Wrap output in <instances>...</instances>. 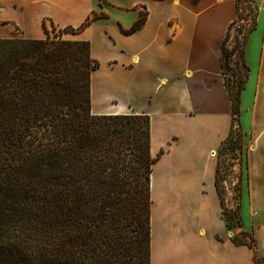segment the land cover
Wrapping results in <instances>:
<instances>
[{"label":"trees","instance_id":"trees-1","mask_svg":"<svg viewBox=\"0 0 264 264\" xmlns=\"http://www.w3.org/2000/svg\"><path fill=\"white\" fill-rule=\"evenodd\" d=\"M240 3L220 50L232 124L217 151L225 158L217 159L215 184L227 230H240L232 242L254 250L255 264H264L253 233L243 230L241 204L228 209L222 201L228 156L243 151L246 46L259 15L252 2V25L229 51ZM102 18L89 16L77 32ZM45 30L41 40L0 38V264H151V181L158 158L151 154L150 118L93 115L92 74L99 63L90 42L63 40L72 27L53 38ZM234 55L242 75L230 68ZM230 71L236 81L227 77ZM118 213L124 225L116 237Z\"/></svg>","mask_w":264,"mask_h":264},{"label":"crops","instance_id":"crops-1","mask_svg":"<svg viewBox=\"0 0 264 264\" xmlns=\"http://www.w3.org/2000/svg\"><path fill=\"white\" fill-rule=\"evenodd\" d=\"M239 1L0 0L3 39L22 30V39L41 40L48 22L73 28L104 15L84 32L99 63L92 74V113L150 118L151 154L158 158L151 181V264H255L254 250L232 242L215 184L217 151L232 124L220 50ZM254 1L259 15L246 46L249 78L241 96L248 147L241 213L243 230L253 231L264 259V0ZM111 18L115 24L101 37L88 36L96 22ZM141 18L142 27L127 34ZM96 76L103 80L98 89ZM245 203L252 229L244 227ZM159 235L172 242L186 238L191 248L179 262L162 263Z\"/></svg>","mask_w":264,"mask_h":264},{"label":"rangeland","instance_id":"rangeland-1","mask_svg":"<svg viewBox=\"0 0 264 264\" xmlns=\"http://www.w3.org/2000/svg\"><path fill=\"white\" fill-rule=\"evenodd\" d=\"M114 1H116V0H114ZM240 2H241L240 3L241 19L237 25V28L232 32L231 37L228 41L227 48L229 51L233 50L236 46L239 45L238 43H241L243 41V39H244L243 34H245L247 32V29L252 25V20H253L252 15H253V11H254V3H252V2H255V1L254 0H241ZM73 21H77V19H73ZM112 24H115V18H111L109 21H98L94 24V27L90 31L87 30L88 36H90V37L92 36L95 38L101 37V34L103 33V31H105L106 26L112 25ZM54 28H55V30H54ZM64 28L65 27H60V26L56 25L55 23H50V22L47 23V31L52 38L55 35H58L59 31L63 30ZM77 28H79V27H73L74 30H68L67 33H64L62 35V39L63 40H70V41L87 40L85 38V35H84L85 30L83 32H77ZM23 36H25L24 31L16 30V31H14V36L12 38H17V39L25 38ZM46 37H47V34H46V30H45V32H42L40 39H46ZM237 60H238L237 55H234L230 59V68L234 72L239 73V75H242L243 72H241L242 69L240 68L241 66L237 64ZM227 77L230 80L236 81L232 71L228 72ZM94 84H95V88L97 87V89L99 87H101L103 84L102 78L100 76L99 77L96 76L95 80H94ZM249 115H250V113L247 110V113H246V120L247 121L249 120ZM246 137H247V134L245 133V137L243 138V151L242 152L237 151L236 158H233L232 160H230L229 156H228V161L226 162L228 164L229 169H228V173L225 176V179L222 183L224 186V190H225L224 193L222 194V201H223V204L225 205V208H228V209H235L237 207L238 203L241 204L242 181H243V177H244L243 170H244V166L246 163V154L248 151V147L246 145ZM224 158H225V156H223V155H221V153L217 152V159L219 161H222ZM223 169H224V167H222V170ZM239 194H241L240 199H239ZM152 206H153V204H152ZM152 206H151V208H152ZM119 213L117 215V218L120 221L117 222V225L115 227L116 237L118 235H120V230L123 228V225H124V223L121 221V219H119V218H121V216H119ZM221 215H222V211H221ZM252 216H253V213L250 211L247 203H245V210H244L245 225H244V227H246V228L251 227L252 224H250L251 223L250 217H252ZM262 216L263 215H261V214L259 215V217L257 218V220L255 222V226L258 224L257 222L261 221ZM221 217L225 223L223 216H221ZM251 229H252V227H251ZM245 230L249 231L247 229H245ZM228 232H229V234H232L231 235V240H232V238L236 234H238L240 232V230L233 229V230H229ZM248 233H253V231L250 230ZM163 242H165L168 245L171 244L172 246L175 245L176 243H179L180 245H182V246L186 245L189 248H191V245H192L191 241H188L186 238H184L180 241H177V242H176V240H173V242H172L169 239L165 240L163 235H159L157 238L158 249L160 248V246L162 245ZM256 249H257V244H256ZM256 252L260 255L258 250H256ZM260 256H262V255H260Z\"/></svg>","mask_w":264,"mask_h":264},{"label":"bare ground","instance_id":"bare-ground-1","mask_svg":"<svg viewBox=\"0 0 264 264\" xmlns=\"http://www.w3.org/2000/svg\"><path fill=\"white\" fill-rule=\"evenodd\" d=\"M174 247H172V245H168L165 242L162 243V245L159 248V254H160V258H161V262L165 259L169 258L167 261L169 263L170 261L175 262H179L181 259V255L184 254L185 252H187L189 250V247H187L186 245H180L179 243H176L175 245H173ZM181 246V247H180ZM175 248V249H174ZM166 250H170L168 251L169 253H167ZM180 257V258H179ZM166 261V262H167ZM172 262V263H173ZM163 263V262H162ZM167 264V263H166Z\"/></svg>","mask_w":264,"mask_h":264}]
</instances>
